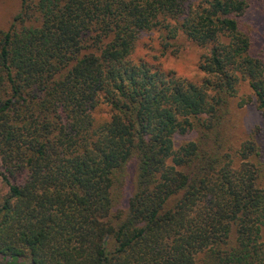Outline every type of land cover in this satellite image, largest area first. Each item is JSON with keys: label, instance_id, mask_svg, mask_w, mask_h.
<instances>
[{"label": "trees", "instance_id": "obj_1", "mask_svg": "<svg viewBox=\"0 0 264 264\" xmlns=\"http://www.w3.org/2000/svg\"><path fill=\"white\" fill-rule=\"evenodd\" d=\"M248 4L22 0L0 31V264H264V137L227 133L241 82L264 119ZM154 30L203 50L199 82L135 56Z\"/></svg>", "mask_w": 264, "mask_h": 264}, {"label": "rangeland", "instance_id": "obj_2", "mask_svg": "<svg viewBox=\"0 0 264 264\" xmlns=\"http://www.w3.org/2000/svg\"><path fill=\"white\" fill-rule=\"evenodd\" d=\"M21 2L22 0H0V31L10 28L13 19L20 11ZM248 3L247 12L242 19V28L252 42V56L264 62V0H248ZM202 52L200 47L185 36L181 35L167 42L164 32L154 30L140 36L135 56L168 72L176 73L177 76L186 80L199 82L203 78V74L198 69ZM227 120V133L231 137V143H229L231 146L238 147L250 135L258 139L264 137V119L257 109L254 94L248 82L239 84L237 97L230 102ZM191 139H197L194 132L177 137V142L182 144ZM262 184L264 187V179ZM2 191L0 186V195L5 193Z\"/></svg>", "mask_w": 264, "mask_h": 264}]
</instances>
